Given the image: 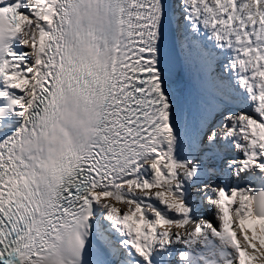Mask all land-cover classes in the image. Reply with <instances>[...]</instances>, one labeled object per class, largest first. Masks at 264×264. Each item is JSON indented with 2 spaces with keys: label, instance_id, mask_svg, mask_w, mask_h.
I'll return each instance as SVG.
<instances>
[{
  "label": "snow or ice",
  "instance_id": "obj_1",
  "mask_svg": "<svg viewBox=\"0 0 264 264\" xmlns=\"http://www.w3.org/2000/svg\"><path fill=\"white\" fill-rule=\"evenodd\" d=\"M0 264H264V0H0Z\"/></svg>",
  "mask_w": 264,
  "mask_h": 264
},
{
  "label": "bare ground",
  "instance_id": "obj_2",
  "mask_svg": "<svg viewBox=\"0 0 264 264\" xmlns=\"http://www.w3.org/2000/svg\"><path fill=\"white\" fill-rule=\"evenodd\" d=\"M178 86H181V81L179 79V73H178V79H177Z\"/></svg>",
  "mask_w": 264,
  "mask_h": 264
},
{
  "label": "rangeland",
  "instance_id": "obj_3",
  "mask_svg": "<svg viewBox=\"0 0 264 264\" xmlns=\"http://www.w3.org/2000/svg\"><path fill=\"white\" fill-rule=\"evenodd\" d=\"M181 86H182V83H181Z\"/></svg>",
  "mask_w": 264,
  "mask_h": 264
}]
</instances>
